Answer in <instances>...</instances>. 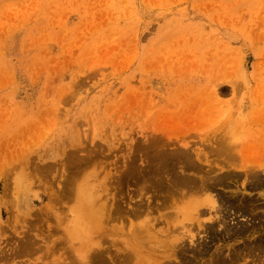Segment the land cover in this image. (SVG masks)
<instances>
[{
	"label": "rangeland",
	"instance_id": "rangeland-1",
	"mask_svg": "<svg viewBox=\"0 0 264 264\" xmlns=\"http://www.w3.org/2000/svg\"><path fill=\"white\" fill-rule=\"evenodd\" d=\"M230 127L241 143L237 154L216 149L232 164L220 168L213 150ZM156 148L187 150L203 170L241 172L238 187L212 193L245 194L254 214L219 203L221 213L194 217L186 210L196 194L168 201L152 178L148 190L123 179L132 158L143 167ZM70 151L92 159L74 160L78 169ZM244 164H259L251 168L264 178V0H0V264H91L100 248L111 264H163L174 239L209 248L196 259L186 252V264H200L263 240L264 189L249 188ZM68 177L89 187L92 202L109 201L110 222L86 232L87 216L74 223L68 209L78 200L61 198ZM137 203L147 209L130 213ZM115 205L130 208L125 219ZM240 225L245 234H224ZM27 234L37 244L21 253Z\"/></svg>",
	"mask_w": 264,
	"mask_h": 264
},
{
	"label": "bare ground",
	"instance_id": "bare-ground-1",
	"mask_svg": "<svg viewBox=\"0 0 264 264\" xmlns=\"http://www.w3.org/2000/svg\"><path fill=\"white\" fill-rule=\"evenodd\" d=\"M73 124V123H72ZM227 129V128H226ZM226 129H223L224 131L226 130ZM227 130H229V137L227 138V139H224V140H221V141H219V143H220V145H221V147H220V145H218L219 147H215L214 149L215 150H213L214 152L216 151V149H218L219 151L223 148V150L225 151H227L228 153L230 152V153H232L233 154V152H235L236 150H234V148H236V147H238L239 148V146H237V145H240V143H241V140L239 139L240 138V133L237 135V133H236V131L234 130V129H232L231 127H230V129H227ZM64 132V131H63ZM62 132V133H63ZM227 134V133H226ZM222 135V134H221ZM224 136H225V134H224ZM62 137V136H61ZM219 138V137H218ZM225 138V137H224ZM217 140V139H216ZM238 141L240 142V143H238ZM157 142V141H156ZM238 143V144H237ZM147 144H148V146H149V142L148 143H146V146L145 147H147ZM217 144H218V140H217ZM216 144V145H217ZM59 145V144H58ZM100 145V144H99ZM143 145H145V144H142L141 146H143ZM153 145V143H151V146ZM98 146V145H97ZM150 146V147H151ZM236 146V147H235ZM90 147V146H89ZM88 147V148H89ZM94 147V146H93ZM150 147H148V148H150ZM154 147V146H153ZM87 148V147H86ZM138 148V147H137ZM91 149H93V148H91ZM141 149V148H140ZM144 149V148H143ZM147 148H145V150H146ZM155 148H153L152 150H151V152L154 150ZM157 149V151H154L155 152V155L152 157V160L149 162V159L147 160L148 162L147 163H145L146 165L145 166H143V167H140L139 165H136V163H135V165L133 164V162H135L134 160H135V158H132L131 156H130V158H132V159H134L133 161H131V160H129V161H131L130 162V165L127 167V169L125 170V171H123L122 172V174H123V179H125L126 177H129V180H131L132 178H134L133 179V181L134 182H140L141 184L143 183V185H139L138 183V185L137 186H143L142 188L145 190V189H147L148 190V184H144V181L147 179L149 182L151 181L150 179L152 178V182L150 183L151 184V186H158L159 187V189H162L161 190V192H165L166 194H164V195H167V197L169 196H171V198H175L177 195L178 196H185L186 197V195H193V194H196L197 196V198L196 199H194L192 202V206H193V208H194V210L192 211V209L190 208L191 207V205H190V203H189V201H188V203H189V205H190V209H185L186 210V212L189 210V213L191 214L192 213V216H194L193 215V213H194V211L196 210V212H195V215H196V213L199 215L200 213H210L211 212V210L213 209V211H214V214H216V212H219V207H220V205H218L217 206V204H219V203H221V205L223 206V210H224V208L227 210V211H230L231 209H232V211L234 212V213H239V214H241V215H243V214H245V212L247 211V210H250V211H248V212H251V214H254V213H252V211L253 210H255V208H253V210H252V206H253V203H252V201H253V199L252 198H246L247 196H245L244 197V195L245 194H240V196L239 195H235V193H234V195L233 194H230V195H228V196H225V195H222L220 192H215V193H212V192H214V191H218V190H216V189H218V187H231V186H234V187H238L237 186V184H239L238 183V181H240V176H241V172H237V173H235V172H230V170H227V171H224V172H222V173H219V167L217 168V167H215V166H213L212 164H210L209 165V167H207V169H205V170H203L202 168H201V166L200 165H198V164H196L197 162L191 157V154L189 153V151H187V150H183V151H180V152H178L179 150H177V152L179 153V154H177V153H173V152H175L174 150H171L170 151V154L167 152H164V151H162V153H161V151H159L158 150V148H156ZM90 150V149H89ZM98 150H99V148H98ZM145 150H143V152L145 151ZM217 150V151H218ZM223 150L221 151V152H223ZM69 151V150H68ZM88 151V150H87ZM95 151V150H94ZM101 151V150H100ZM138 151V150H137ZM166 151V150H165ZM216 151V152H217ZM218 151V152H219ZM60 152V151H59ZM67 152V151H66ZM85 152H86V150H85ZM98 152V151H97ZM146 152V151H145ZM172 152V153H171ZM217 152V153H218ZM221 152H219V154H216V155H219V156H221L222 155V160L220 161V168L221 167H230V165L232 166V164H230L231 162H228L229 160H228V158L227 159H225L226 157V154L224 155L223 153H225V152H223L222 154H221ZM87 153V152H86ZM148 153V152H147ZM149 153H150V151H149ZM148 153V155H150ZM153 153V152H152ZM151 153V154H152ZM67 155H68V159H71L72 161H69L70 163H73L74 165H75V163L77 162H80V164H79V166H81V164H82V160H83V162H85V160L88 162L89 160V157H90V160L92 159V156H90V155H92V154H89V157H87L88 155H80L81 157H77V155H75V153H74V151H70L69 153H66ZM221 154V155H220ZM236 154H237V151H236ZM236 154H234V155H236ZM84 156V157H83ZM146 156V155H145ZM152 156V155H151ZM230 156V155H229ZM67 158V157H66ZM148 158V157H147ZM68 159H65V160H68ZM74 160H76V162H73ZM128 160H126V163H129V162H127ZM233 164H235V160H234V156H233ZM56 163V162H55ZM125 163V162H124ZM65 164V163H64ZM69 164V163H68ZM236 164H239V161L236 163ZM235 164V165H236ZM47 165V164H46ZM46 165H44V166H46ZM67 165V164H66ZM70 165H72V164H70ZM73 165V166H74ZM124 165V164H123ZM246 164H244V166H245ZM253 166H251V164H250V168H249V164H247L246 166H248V168H245L244 169V167H243V165H242V167H243V169L245 170V172H244V174H245V178L247 179V178H250V180H251V182H250V187L249 188H251V189H255V190H262V189H264V178L263 179H261L260 177V175H258L259 173L257 172V168H259L260 166H259V164L256 166V164H252ZM76 167L78 166V164H76L75 165ZM78 166V167H79ZM238 166V165H237ZM236 166V167H237ZM254 166H256L257 168H256V171H254V169H255V167ZM47 167V166H46ZM67 167V166H66ZM75 167V168H76ZM77 167V168H78ZM235 167V166H234ZM239 167V166H238ZM241 167V166H240ZM251 167H254V169H252ZM70 168V167H69ZM76 168V169H77ZM76 169H74V170H76ZM79 169V168H78ZM68 170V169H67ZM70 171V170H69ZM70 172H72V170L70 171ZM258 174H257V173ZM69 173V172H68ZM42 174V173H41ZM243 174V173H242ZM244 174H243V176H244ZM69 175H70V173H69ZM259 176V177H258ZM125 177V178H124ZM128 179V178H127ZM126 179V180H127ZM40 180V179H39ZM67 180L69 181V184H72V185H69L68 184V182H67ZM120 180V179H119ZM244 180V179H243ZM242 180V181H243ZM247 180H249V179H247ZM37 181V180H36ZM128 181V180H127ZM245 181V180H244ZM115 182H117V181H115ZM241 182V181H240ZM66 183H67V185H63L64 187H63V192H64V194L61 196V198H64L63 196H67L68 198L69 197H73L74 196V199H75V197H76V199L78 200V202L75 204L76 206L74 207H70L68 210L70 211V212H72V214H73V216L76 214L77 215V217H79V218H77L75 221H74V223L75 222H79V219L81 218V221H85L84 219H86V216H87V221L88 222H86V226H82V231L83 230H85V232L86 231H93V230H95V228L97 227V226H99L102 222H103V220H107V222L109 221V220H111L110 218H108L109 217V213L110 212H108L109 211V209H108V207H109V205H108V202H106V199H99L96 203L95 202H92L93 201V197H94V195L92 196V191H90L89 190V187L86 185V187H81V185H79V184H77L76 182H74L73 181V179H72V177H68V179H66ZM65 183V184H66ZM132 183V182H131ZM80 184H81V182H80ZM121 184V183H120ZM128 184H130V183H128ZM136 184V183H135ZM241 184V186L242 185H244V182H242V183H240ZM127 185V184H126ZM132 185V184H131ZM147 185V186H146ZM122 186V185H121ZM120 186V187H121ZM146 188H145V187ZM153 186V187H154ZM248 186H249V184H248ZM62 187V186H61ZM243 187V186H242ZM122 188V187H121ZM149 188L151 189V187L149 186ZM143 189H142V191H143ZM154 189V188H153ZM156 189H158V188H156ZM155 189V190H156ZM82 190H86V191H84V192H82ZM134 191V190H133ZM157 191V190H156ZM234 191V190H233ZM233 191H232V193H233ZM87 192V193H86ZM136 192V191H135ZM159 192H160V190H159ZM78 193H81L79 196H78ZM83 193H84V195H83ZM112 193H115V192H112ZM111 193V194H112ZM157 193V192H156ZM156 193L154 192V194L156 195ZM238 193V192H237ZM236 193V194H237ZM160 193H158V196H161V195H159ZM164 195H162L163 197H164ZM176 195V196H175ZM78 196V197H77ZM112 196H113V194H112ZM157 196V195H156ZM173 196V197H172ZM82 197L84 198V199H82ZM169 197L167 198V200L169 201ZM249 197V196H248ZM105 198V197H104ZM106 198H107V195H106ZM114 198V197H113ZM181 198V197H180ZM60 199V198H59ZM110 200V199H109ZM116 200V199H115ZM164 201L166 200V196L164 197V199H163ZM166 200V202H168ZM114 201V199L112 200V202ZM117 202H113L114 204L116 203L117 204V206H119L120 204L118 203L119 201L118 200H116ZM163 201V203H165V205H166V202H164ZM185 201H186V199H185ZM162 203V204H163ZM216 203V204H215ZM137 204H139V205H136V206H133V207H131V210H130V213L132 212L133 214H138V212L140 213L141 211H142V209H147V206L145 205V204H143V203H137ZM164 205V204H163ZM188 205V206H189ZM201 205L203 206V205H205V206H207V208L209 209V210H207V211H204L203 209L201 210V209H198V208H200L201 207ZM116 205H115V208L117 207ZM187 206V207H188ZM120 207V206H119ZM119 207H117L116 208V210H115V213H117V215L120 213V216L122 215L121 213H122V211L123 212H125L126 210H122L121 208H119ZM137 207V208H136ZM124 208H126V207H124ZM142 208V209H141ZM14 209H15V207H14ZM112 209V208H111ZM130 209V208H129ZM128 209V210H129ZM257 209V208H256ZM127 210V211H128ZM252 210V211H251ZM258 210V209H257ZM112 212H113V210H111ZM126 211V212H127ZM192 211V212H191ZM39 212V211H38ZM111 212V213H112ZM125 212V214H129V211H128V213H126ZM225 212V211H224ZM256 212V211H255ZM16 213V212H15ZM41 213V212H40ZM114 213V214H115ZM220 213H221V210H220ZM222 213H223V211H222ZM230 213V212H229ZM257 213V212H256ZM17 214V213H16ZM31 214V213H30ZM39 214V213H38ZM113 214V213H112ZM113 214V215H114ZM124 214V213H123ZM226 214V213H225ZM250 214V213H249ZM250 214V215H251ZM79 215V216H78ZM111 215V214H110ZM116 215V214H115ZM197 215V216H198ZM223 215V214H222ZM234 215V214H233ZM237 215V214H236ZM257 215V214H256ZM259 215V214H258ZM261 215V214H260ZM123 216V217H122ZM120 218H124V215H122ZM147 216V215H146ZM196 216V217H197ZM240 216V215H239ZM255 216V215H254ZM111 218H112V215L110 216ZM113 217H115V216H113ZM117 218L116 219H118L119 217L118 216H116ZM195 217V216H194ZM223 217H224V215H223ZM228 217V216H227ZM261 217V216H260ZM91 218V219H90ZM251 218H253V217H251ZM250 218V219H251ZM89 219V220H88ZM125 219V218H124ZM128 219V218H127ZM197 219H198V217H197ZM255 219V218H254ZM91 220V221H90ZM252 220V219H251ZM129 221H131V220H129ZM129 221H128V223H129ZM255 221V220H254ZM105 222V221H104ZM110 222V221H109ZM259 222V221H258ZM82 223V222H81ZM127 223V224H128ZM139 223V225H141L142 227L144 226V223H146L147 224V222H144V221H142L141 222V224H140V222H138ZM226 223V222H225ZM254 223V222H253ZM133 224H134V222H133ZM241 224V223H240ZM245 224V223H244ZM81 225V224H80ZM131 225V224H130ZM251 225V224H250ZM101 226V225H100ZM121 226V225H120ZM133 226V225H132ZM135 226V225H134ZM80 227V226H79ZM108 227H110V226H108ZM117 227V226H116ZM125 227V226H124ZM130 227V229H131V226H129ZM170 227V226H169ZM207 227V226H206ZM209 227H210V225H209ZM208 227V228H209ZM249 227V226H248ZM81 228V227H80ZM101 228V227H100ZM135 229V227H132V229ZM138 228H140V226H138ZM137 228V229H138ZM246 226H239V227H235V228H233V229H228V228H225V231L226 232H224V234L227 236V237H229V236H240V235H242V234H245V231H246ZM104 229V228H103ZM113 229H114V227H113ZM119 229V228H118ZM129 229V228H128ZM129 229V230H130ZM132 229H131V231H130V233L131 232H133L132 231ZM134 230V231H138V233H139V229L138 230ZM248 229V228H247ZM115 230V229H114ZM141 230V229H140ZM144 230V229H143ZM170 230H172V231H174V229L172 228V229H170ZM96 231V230H95ZM111 231V230H110ZM142 231V230H141ZM171 231V232H172ZM209 231V230H208ZM211 232V231H210ZM90 233V232H89ZM97 233V232H96ZM95 233V234H96ZM100 233V232H99ZM123 233V232H122ZM134 234H137V232H133ZM83 234H84V232H83ZM169 234H171L170 232H169ZM223 235V234H222ZM251 235V234H250ZM262 235V234H261ZM71 236V235H70ZM87 236V235H86ZM127 236V235H126ZM168 236V235H167ZM171 235H169V237H170ZM23 237V236H22ZM46 237V236H45ZM73 237V236H72ZM172 237L173 236H171V239H172ZM224 237V236H223ZM84 238V237H83ZM254 238V237H253ZM260 238V237H259ZM165 239V238H164ZM168 239V237L166 238V240ZM174 239V238H173ZM172 239V240H173ZM231 239V238H230ZM255 239V238H254ZM126 240H127V238H126ZM165 240V241H166ZM168 240H170V238L168 239ZM171 240V241H172ZM175 240V241H174ZM173 241L174 242H169V241H167V242H169L168 244L169 245H171V247H172V251H171V253H170V251H168L169 253H170V255H172V258L174 259V257H176L177 259H175V261L176 260H178V262H175V263H173V259L171 260L170 259V255H168V257H169V261L166 259V263H164L163 261H162V263L163 264H178V263H182V264H186V263H188V262H190V260L192 261L193 260V256H194V258H195V256L196 255H199V254H201V255H203V254H205L206 253V250H208L209 248H206L205 246H201V247H199V246H195V247H193V248H187L186 246H183L182 245V242H180V243H175L176 242V240L177 239H174ZM86 241V240H85ZM88 241V240H87ZM86 241V242H87ZM112 241V240H111ZM89 242V241H88ZM249 242H251V241H249ZM164 242H162L161 244H163ZM166 243V242H165ZM164 243V244H165ZM37 244V241L36 240H33V238L29 235V234H27V235H24V237H23V240H21L20 241V246H18V248L20 249V251H21V253L23 252V250H30L31 248H32V250H33V246H35ZM96 244H98L97 242H96ZM127 244V243H126ZM138 244V243H137ZM136 244V245H137ZM90 245V244H89ZM167 244H165L164 246H166ZM168 245V246H169ZM38 246V245H37ZM36 246V247H37ZM85 246V245H84ZM94 246V245H93ZM130 246V245H129ZM139 246V245H138ZM167 246V247H168ZM227 247V246H226ZM225 246H224V248H226ZM231 247V246H230ZM130 248H131V246H130ZM134 248V247H133ZM133 248L132 249H130V250H133ZM136 248V247H135ZM141 248V245L139 246V249ZM218 248V247H217ZM221 248V247H220ZM232 248V247H231ZM230 248V249H231ZM84 249V248H83ZM90 249V248H89ZM99 249V248H98ZM102 248H100L99 250H96V251H94V252H92L91 254L89 253V257H88V259H89V261L91 262V264H111V262L109 261V259L107 258V255L109 254V250H108V253L106 254V251H103V250H105V249H103L102 251H100ZM222 249V248H221ZM229 249V248H228ZM18 250V249H17ZM124 250H126V249H124ZM188 250H190V251H192V253H193V256H191V255H189V256H191V257H185V256H187L186 255V252L188 251ZM220 250V249H219ZM16 251V250H15ZM35 251V250H34ZM214 251H216V250H214ZM225 251V250H224ZM29 252V251H28ZM30 252H33V251H31L30 250ZM132 252H134V250L132 251ZM132 252L131 251H128L127 252V250H126V252H124V253H128V255L129 254H131L130 256H134V255H132ZM165 252H167V249H166V251ZM165 252H163L162 251V255L164 256V253ZM165 253V255H167V254H169V253ZM212 252V251H211ZM82 253H84V252H82ZM191 253V252H190ZM134 254V253H133ZM212 254H214V256H212L211 258H209L208 259V261H202L200 264H264V239L262 240V239H259V240H255V241H253V242H251V243H248V244H244V246H241V247H239V248H232L231 250H228V252H227V254L226 255H222L221 253H219V252H212L211 253V255ZM84 255H85V253H84ZM111 255V254H110ZM124 255H126V254H124ZM129 256V257H130ZM206 256V255H205ZM210 256V255H209ZM126 256H123V259L125 258ZM166 258H167V256H165ZM78 258V257H77ZM114 258V257H113ZM189 260H188V259ZM197 258V257H196ZM195 258V259H196ZM199 258V257H198ZM207 258V257H206ZM118 259V258H117ZM121 259V258H120ZM131 259V258H130ZM129 258H128V261H127V259L125 260L126 262H129V260H130ZM77 260V259H76ZM119 260V259H118ZM81 261V260H80ZM113 261V260H112ZM168 261V262H167ZM199 261V260H198ZM89 262V263H90ZM77 263H78V261H77ZM81 263V262H80ZM122 263V262H121ZM124 263V262H123ZM122 263V264H123ZM112 264H114V263H112ZM156 264V263H155ZM159 264H161V263H159ZM191 264H192V262H191Z\"/></svg>",
	"mask_w": 264,
	"mask_h": 264
}]
</instances>
